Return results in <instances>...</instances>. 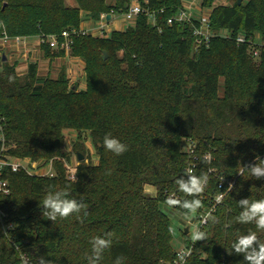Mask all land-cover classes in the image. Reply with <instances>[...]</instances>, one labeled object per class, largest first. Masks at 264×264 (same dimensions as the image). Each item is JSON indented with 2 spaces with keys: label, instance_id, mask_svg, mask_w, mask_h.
<instances>
[{
  "label": "trees",
  "instance_id": "16d2710c",
  "mask_svg": "<svg viewBox=\"0 0 264 264\" xmlns=\"http://www.w3.org/2000/svg\"><path fill=\"white\" fill-rule=\"evenodd\" d=\"M74 1L0 0V36L4 31L11 36L60 35L78 30L84 21L97 22L103 14H122L132 2ZM138 1L156 12L155 24L140 14L134 25L113 29L107 36L73 34L69 54L84 63L82 89L68 83L64 68L51 78L39 74L37 60H27L24 73L17 68L20 59L0 60L3 153L32 162L52 161L54 169L51 176L30 174L22 167L1 170L8 193L0 190V264H22V254L31 264L40 256L54 264H87L89 240L108 231L113 233L112 246L101 264H113L118 255L126 257L125 264H171L177 249L163 205L168 206L169 197L193 198L175 183L187 169L209 175L198 197L203 207L194 218L213 207L210 213L219 223L204 225L208 240L194 244L185 264L243 261L242 255H229L231 244L257 230L254 224L236 222L238 201L264 199V179L256 180L247 170L239 175L256 155L264 159V44L257 41L258 35L264 36V0L217 5L202 0V7L210 9L215 35L198 47L189 22H167L184 6L183 0ZM239 35L249 42L238 43ZM40 48L49 59L66 54L47 44ZM254 49L259 51L256 57ZM66 129L79 137L88 131L99 157L97 163L80 161L76 179L67 172ZM109 133L127 145L123 155L103 146ZM189 140L193 154L186 148ZM2 146L0 139V153ZM205 155L210 162H204ZM49 186H69L71 198L83 197L89 206L83 223L75 214L54 223L43 217L40 202ZM146 186L155 187L156 195L147 193ZM226 190L215 203L216 195ZM171 208L184 214L182 208ZM257 235L264 241V232Z\"/></svg>",
  "mask_w": 264,
  "mask_h": 264
},
{
  "label": "clouds",
  "instance_id": "9594fccd",
  "mask_svg": "<svg viewBox=\"0 0 264 264\" xmlns=\"http://www.w3.org/2000/svg\"><path fill=\"white\" fill-rule=\"evenodd\" d=\"M13 80V77H9L10 83ZM103 146L106 150L117 156L123 155L128 150L127 145L110 133L103 137ZM204 162H210L209 155H205ZM245 170L256 180L264 179V159L256 155L255 162L242 166L239 175H242ZM74 179L76 178L74 177ZM208 181L209 175L206 172L197 176L193 173L192 169H187L184 175L175 180V183L180 192L193 198L180 200L169 197L166 200L167 205L169 207L182 208L184 210V219L195 217L198 210L203 207L202 200L198 197L204 192ZM233 187L230 184L229 190H232ZM217 199L220 202V198L218 197ZM238 204L241 211L236 217V222L245 225L254 224L257 231L264 232V199L250 200L249 198H243L238 201ZM40 206L43 209V217H46L53 223L58 218L67 219L73 214L83 223L84 219L89 215L88 204L84 202L83 197L79 200L71 198L69 186H65L62 189H55L53 186H49L40 202ZM208 221H211L213 224L219 223V219L211 215V213L204 217V222L207 223ZM168 231L170 234H175L176 229L173 226H169ZM257 231L249 230L247 234L239 235L231 244V252L228 253L229 255L233 252L236 255H242L243 261L240 264H264V241L259 238ZM189 236L193 244L208 240V234L195 224L191 226ZM112 238L113 233L108 231L102 235L93 236L89 240L90 254L86 256L87 264H101L105 251L112 246ZM125 261L126 257L118 255L114 259L113 264H125ZM22 264H31V261L27 257H23ZM36 264H54V261L40 256Z\"/></svg>",
  "mask_w": 264,
  "mask_h": 264
},
{
  "label": "built area",
  "instance_id": "2783aa9c",
  "mask_svg": "<svg viewBox=\"0 0 264 264\" xmlns=\"http://www.w3.org/2000/svg\"><path fill=\"white\" fill-rule=\"evenodd\" d=\"M140 14H145L148 16V20L151 23L155 24V17L156 12L148 11L144 9L138 0H132L128 10L122 14H118L120 18H118L119 21H125L129 22V24L134 25L137 17ZM88 21V20H87ZM85 22H82L80 28L78 30H64L60 35L58 34H48V35H39L36 37L31 36H22V35H15L11 36L6 31L2 33L0 36V60H3V56L7 55L8 59H11L12 55H16L17 58L15 59H22V60H29L30 57H32L35 53L34 51L41 50L42 44H47L53 49H63L67 54H69L71 45L73 43V34L76 33H82L87 34L91 33L95 36H107L110 31H107V25L110 21L106 20V14H103L99 21L91 23V25H85ZM168 24H173L174 22H189L192 26V35L195 38L196 46H201L203 44L207 45L209 44L211 38L215 35V33L212 31L210 27V11H204V10H197L190 6H183L179 8L177 14L173 17L168 18L167 20ZM222 35L227 36L226 32H222ZM238 43H244L249 42L247 41L246 37L244 35H239L236 39ZM251 44L253 42L250 41ZM259 44H263L258 42ZM9 54H7L8 52ZM10 53L12 55H10ZM258 49H254L252 51L253 56H258ZM0 126V131H1ZM0 139L3 141L2 146V152L0 153V174L1 170L6 167L10 166L13 171H17L19 168H24L23 166L19 165L15 160H11V158H14L15 156H9L4 155V151L7 150L4 145V136L0 135ZM188 147L187 150L190 154H193V148L194 143L193 141H188ZM196 158V156H193ZM74 177V176H73ZM72 177V178H73ZM228 186L231 184L233 185V182L229 181ZM224 187V183L221 181L218 184V188L222 189ZM0 190H2L4 193H8L7 189V181L0 180ZM228 190L221 191L218 193L215 197V203L218 202V197L220 198V202L227 194ZM213 207L210 208V210L206 211L204 214L200 215V218L196 220V218L193 217V223L190 222L192 218H189V226H188V232L186 233L188 236L187 241H185L184 245L176 250V257L172 261L171 264H185L189 256L191 255V252L193 250L194 244L192 243L190 236H189V230L190 226L193 224L198 225L202 228L206 224L204 222V217H206L211 211H213ZM185 230V229H184Z\"/></svg>",
  "mask_w": 264,
  "mask_h": 264
},
{
  "label": "rangeland",
  "instance_id": "374dc122",
  "mask_svg": "<svg viewBox=\"0 0 264 264\" xmlns=\"http://www.w3.org/2000/svg\"><path fill=\"white\" fill-rule=\"evenodd\" d=\"M114 0H108L109 3H113ZM69 4L73 3L74 0H67ZM234 0H214V5L217 4H226V3H233ZM183 3L185 6H190L194 9H201L204 11H207L210 9H205L202 7V0H183ZM118 18H120L118 15L112 16L109 24L106 26L107 31H111L115 28H118L116 30H121L122 28H126L127 25H129V22L125 21H119ZM88 25H91L88 23ZM260 41V39H258ZM258 41V42H259ZM261 42V41H260ZM8 52V51H7ZM40 50L38 51L39 54ZM34 55L29 58V60H37L38 61V72L42 76H49L51 78H56L63 68L66 71L67 77H68V83L69 84H76L79 89H82L85 87L86 84V74L84 72V63L77 57H73L70 54H64L62 57H57L54 59H49L43 56L42 52L38 55L36 51H34ZM9 54V52L7 53ZM10 55H12L10 53ZM9 61L14 62L16 55H12L9 57ZM18 71L20 73H24L27 68V61L21 60L18 62ZM224 88H223V79L220 80V94H222ZM64 136H65V145L66 149L69 153V160L66 161L67 166V172L70 178H72L75 175V168L79 164L78 160V153L83 154L84 160L86 162L92 161L94 163L98 162V155L96 154L94 147L92 145L89 132L85 131L82 132V136H77V132L73 129H66L64 130ZM80 146L82 150H76V146ZM188 145L186 144V148ZM15 160L19 165L23 166L25 169L28 170L30 174L34 175H53L54 169H53V162L52 161H36L32 162L28 158H20V157H14L11 158V160ZM152 187L147 186L148 192L151 190ZM153 190V189H152ZM163 209L167 212L168 215L171 217L172 226L175 227L176 231L175 234H173V246L175 249H178L182 247L185 243L184 238V229L185 227H188L190 222L189 219H184V215L181 213L175 212L171 207L163 205ZM191 228V226H190ZM23 257H27L29 259V256L26 254L21 255Z\"/></svg>",
  "mask_w": 264,
  "mask_h": 264
},
{
  "label": "water",
  "instance_id": "95a60500",
  "mask_svg": "<svg viewBox=\"0 0 264 264\" xmlns=\"http://www.w3.org/2000/svg\"><path fill=\"white\" fill-rule=\"evenodd\" d=\"M237 1H238V4H241L243 0H237ZM4 5H5V4H4ZM111 18H112V14H111V13H108V14L106 15V20H107V21H110ZM107 57H108L107 52H104V54H103V59H107ZM6 59H7V56L4 55V56H3V60H6ZM77 156H78V160H79V161H82V160L84 159V156H83V154H81V153H78ZM193 221H194V220H193V218H192V219L190 220V222L193 223ZM188 229H189L188 227H185V230H184L185 233L188 232Z\"/></svg>",
  "mask_w": 264,
  "mask_h": 264
},
{
  "label": "crops",
  "instance_id": "0c3cea01",
  "mask_svg": "<svg viewBox=\"0 0 264 264\" xmlns=\"http://www.w3.org/2000/svg\"><path fill=\"white\" fill-rule=\"evenodd\" d=\"M71 4H75V1L73 2V3H71ZM88 23H90V21H86L85 22V25H88ZM115 29H118V28H115ZM124 28H122L121 30H123ZM258 39H260V41L258 40ZM257 41H259L260 43H263L264 44V36L263 37H261V36H257ZM39 51V50H38ZM38 51H37V54H38ZM41 53V50H40V52H39V54ZM38 54V55H39ZM22 59H20V61H21ZM149 187H152V189L151 190H149L150 192H148V190H147V186H146V188H145V190H146V192L147 193H149L150 195H152V196H155L156 195V188L155 187H153V186H149Z\"/></svg>",
  "mask_w": 264,
  "mask_h": 264
}]
</instances>
